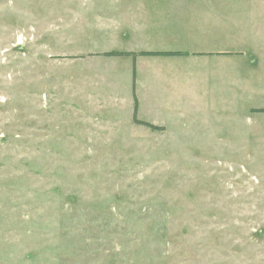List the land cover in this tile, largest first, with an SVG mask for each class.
I'll return each instance as SVG.
<instances>
[{"label":"rangeland","instance_id":"obj_1","mask_svg":"<svg viewBox=\"0 0 264 264\" xmlns=\"http://www.w3.org/2000/svg\"><path fill=\"white\" fill-rule=\"evenodd\" d=\"M102 1L0 0V264H264V0L199 5L258 56L232 92L243 123L184 102L162 131L132 122L126 74L81 56L113 47ZM170 88L206 107L209 88Z\"/></svg>","mask_w":264,"mask_h":264},{"label":"crops","instance_id":"obj_2","mask_svg":"<svg viewBox=\"0 0 264 264\" xmlns=\"http://www.w3.org/2000/svg\"><path fill=\"white\" fill-rule=\"evenodd\" d=\"M203 2L205 6L208 4L207 0H104L101 2L108 5L106 8L110 7V11L97 14L94 31L107 37L108 41H112L113 47L99 49L98 46H94L86 49L88 52L86 55H81L82 57L102 58L103 62L111 64L108 76L117 78L120 82L126 74L125 77L129 78L131 83L133 65L131 56L96 54L164 53L138 55L134 60L137 119L164 127L163 120L155 119L154 115L168 112L181 117V107L186 102L187 107H190V113L199 114L200 110L205 109L206 115H216L218 118L214 123L218 125L223 123L238 126L243 123L242 116L233 110L236 107L237 111L243 97L235 93L233 98L232 92L240 89L245 91L250 72L257 65L258 56L250 55L243 45L239 47L233 45L231 34L227 33L225 27L200 28V20L206 23L215 15L208 13L207 9L200 10ZM195 3H198V6H195ZM216 18L220 19V17ZM91 33L97 36V33ZM83 35L87 36L89 32ZM90 73L89 67H85L79 69L76 75L79 74L78 76L85 82ZM171 85L175 87L201 85L209 88L210 95L206 107H202L203 99L198 96L187 99L183 91L182 102L173 96L167 98L164 92L172 93ZM141 92H143L142 97H140ZM142 112L144 119L139 117ZM103 119L104 116L100 118L88 116L85 122L90 124ZM192 120L198 125L208 123V120L201 121L193 117ZM232 129L229 127V131Z\"/></svg>","mask_w":264,"mask_h":264},{"label":"trees","instance_id":"obj_3","mask_svg":"<svg viewBox=\"0 0 264 264\" xmlns=\"http://www.w3.org/2000/svg\"><path fill=\"white\" fill-rule=\"evenodd\" d=\"M152 54H164V53H148V52H141V53H128V52H105L101 54H96L99 56H131L133 58V65H132V81H131V98H132V122L137 125L145 126L153 131H162L163 127L155 126L150 123L141 121L137 119V108H138V101L135 93V65L134 60L138 55H152ZM253 112L264 113V109H256Z\"/></svg>","mask_w":264,"mask_h":264}]
</instances>
